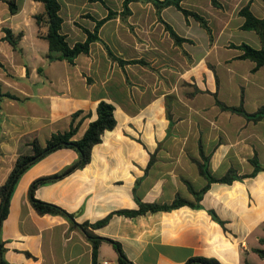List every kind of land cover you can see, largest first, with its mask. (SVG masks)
Masks as SVG:
<instances>
[{"label":"crops","instance_id":"crops-1","mask_svg":"<svg viewBox=\"0 0 264 264\" xmlns=\"http://www.w3.org/2000/svg\"><path fill=\"white\" fill-rule=\"evenodd\" d=\"M123 1L58 0L61 33L70 46L84 42V30L93 32L110 10L117 13L100 27L101 41L71 65L48 58L47 27L35 19L44 12L41 2L17 0L12 13L0 0V188L18 157L32 154L33 139L44 146L53 134L69 131L72 116L81 112L74 136L80 140L105 101L114 106L117 124L93 147L90 162L34 192L37 200L62 208L78 224L113 214L107 225L93 230L106 239L96 264H120L107 240L120 243L132 264H186L196 257L264 264L255 251L264 250V172L251 176L250 162L256 156L264 166V121H248L216 103L217 98L228 106L243 104L249 113L264 105V66L255 69L256 63L240 59L242 51L233 47L261 49L259 36L241 29L245 19L239 11L250 4L254 16L264 19V1L217 0L221 7L212 0L182 1V8L208 21L212 42L195 19L175 7L163 9L162 20L191 41L181 46L151 3L132 2L130 14L122 16ZM6 29L22 34L17 50L4 39ZM104 45L118 58L144 60L152 69L122 68ZM189 85L195 96L188 101L181 96L183 89L190 92ZM202 154L214 177L233 170L241 178L212 183L197 202L187 183L197 192L207 185L196 164L203 162ZM78 158L73 149L62 148L22 175L0 228L6 264H93V246L84 232L63 216L40 215L29 199L35 180L61 172ZM177 197L199 207L133 218L114 214L138 209L137 200L171 204Z\"/></svg>","mask_w":264,"mask_h":264},{"label":"trees","instance_id":"trees-1","mask_svg":"<svg viewBox=\"0 0 264 264\" xmlns=\"http://www.w3.org/2000/svg\"><path fill=\"white\" fill-rule=\"evenodd\" d=\"M36 1L41 2L44 5V12L36 15L35 19L38 26L41 27L45 25L47 27V31L43 37L48 42V46H49L48 58L50 60H55V59L66 60L71 65L75 64V59L80 54L89 53L90 45L92 43L101 41L99 37L100 27L106 21L112 19L117 15L116 12L110 10L108 16L105 19L96 22V26L93 32H90L89 30H84L87 35V38L84 42H79L73 46H70L66 41V36L61 33L63 20L59 15L60 4L58 0H36ZM90 1L101 2L104 4V0H90ZM182 1L184 0H124L123 1L124 10L122 12V16H126L130 14L129 4L132 2L151 3L157 11V14L159 16V21L164 24L166 31L173 39L175 45L181 46L183 43L191 42V41L180 37L175 32V30L169 24L164 22L160 17V13L163 9L168 7H175L185 16L186 19L190 17L195 19L200 24V26L206 30V32L209 35L210 41L212 42L213 34L208 21L203 16H201L196 12L182 8L181 6ZM5 2L7 3L8 8L12 13L18 10L17 0H5ZM212 4L215 7H221L220 3L217 0H212ZM239 15L244 17L245 19L241 29L246 31H254L259 36L262 43V47L261 49H255L247 44H242L239 46L233 45V47H236L237 49L242 51V54L239 57L240 59L252 60L253 62L256 63L255 69H259L260 67L264 66V19H259L254 16V14L251 12L250 4L243 7L239 11ZM5 33L6 36L4 39L7 40L12 45V47L17 50L22 34L14 35L9 29H6ZM104 46L106 48L110 60L118 63L122 68L130 64H139L146 68L152 69L150 63L144 60H134V61L122 60L117 56H115L107 45ZM216 103L221 108V110L243 116L248 121H252L254 123L264 121V105L261 106L257 111L249 113L244 109L243 104H240L239 106H228L222 103L221 101H219L217 98H216ZM80 113L81 112H77L72 116V124L69 131L53 134L44 146H42L37 139H33L29 143L32 149V154L21 155L18 157L14 169L11 172L8 180L0 188V228L2 222L6 219L8 215L12 193L14 192L22 175L30 167H32L34 164H36L38 161H40L50 153L62 148L73 149L74 151L77 152L79 156L78 160L74 162L72 165L63 169L59 173L35 180L31 184L29 189V199L34 209L40 215L50 214V215L63 216L71 223L72 227L82 230L93 246V264H96L99 245L102 241H105L106 239L96 236L93 233V230L107 225L113 214L107 216L105 219L98 221L94 224H90L88 222L78 224L75 222L74 216L67 213L62 208L54 204L42 202L34 197L35 189L38 186L55 182L87 165L91 160V152L93 147L102 141V135L104 134V132L113 130L116 127L117 122L114 117V106L105 101H101L97 107V119L89 124L86 132L84 133L83 137L80 140H75L74 136L76 135L80 125V123L75 124V121L79 117ZM168 117H170L169 113H168ZM168 134H169V130H168ZM202 160L203 162H196V164L198 166L200 175L206 179L207 185L202 190L197 192L193 190L190 184L187 183L190 192L194 195L197 202H200L202 200L203 195L207 192V190L209 189L212 183L231 184L234 181L239 180L241 178L233 170H229L228 173L221 178H216L211 174L208 168V158L203 155ZM250 162L254 166V172L251 174V176H254L261 171L264 172V166L260 164L256 156L253 157L250 160ZM137 203H138V209L136 210H120L115 212L114 214L133 218L139 215H145L147 213H155L159 211H171L183 206L199 207V205H195L194 203L187 201L181 197H177L171 204L145 203L140 200H137ZM210 213L212 214L215 220L219 221L220 224L224 225V223L218 219V217L213 211H210ZM107 241L110 242L115 248V250L118 252L119 254L118 262L120 264H132L125 257L120 243L115 242L113 240H107ZM262 241L264 242V240ZM4 250L5 249L3 247V242L0 237V264H6V262L2 258ZM255 251L261 258L264 259V250L256 249ZM186 264H220V263L216 259L196 257L189 259L186 262Z\"/></svg>","mask_w":264,"mask_h":264},{"label":"rangeland","instance_id":"rangeland-1","mask_svg":"<svg viewBox=\"0 0 264 264\" xmlns=\"http://www.w3.org/2000/svg\"><path fill=\"white\" fill-rule=\"evenodd\" d=\"M243 32H245V31H243ZM187 87H188V85L187 86L185 85V88H187ZM189 88H190V92H189V90H187V92H185L186 89H183L184 91H182V96H181L182 99L188 100V101L194 99L195 94L194 93L192 94L193 88L190 85H189Z\"/></svg>","mask_w":264,"mask_h":264}]
</instances>
